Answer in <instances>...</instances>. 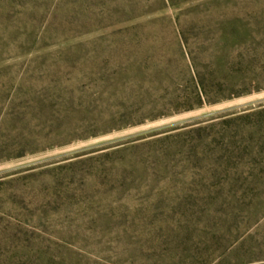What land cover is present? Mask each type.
I'll return each instance as SVG.
<instances>
[{
  "label": "rangeland",
  "instance_id": "374dc122",
  "mask_svg": "<svg viewBox=\"0 0 264 264\" xmlns=\"http://www.w3.org/2000/svg\"><path fill=\"white\" fill-rule=\"evenodd\" d=\"M29 2L0 0V111L11 101L18 72L32 65L37 52L19 25L21 4ZM170 4L168 14L182 21H219L236 36L244 24L264 31V0ZM167 133L180 134L169 151L174 157L156 168L149 165L139 176L97 180L96 169L86 168L89 176L86 170L70 176L52 170ZM4 156L0 264H149L150 256L125 251L152 247L168 230L210 231L214 225L232 229L233 235L227 234V249L201 251V258L212 264H264V88L45 151ZM211 214L217 224L209 223ZM226 214L237 221H226Z\"/></svg>",
  "mask_w": 264,
  "mask_h": 264
},
{
  "label": "trees",
  "instance_id": "16d2710c",
  "mask_svg": "<svg viewBox=\"0 0 264 264\" xmlns=\"http://www.w3.org/2000/svg\"><path fill=\"white\" fill-rule=\"evenodd\" d=\"M170 1L21 4L20 29L37 52L32 65L18 72L11 101L0 111V155L10 159L45 151L264 88L263 30L256 33L244 24L236 36L219 21H182L168 14ZM178 137L167 133L129 142L52 170L66 176L86 170L89 176L87 169H96L97 180L139 176L149 165L156 168L174 157L169 151ZM214 219L211 214L209 223L217 224ZM225 220L237 218L226 214ZM166 232L152 247L125 253L148 255L149 264H212L200 252L227 249V234L233 235L216 225L210 231ZM186 255L191 259L185 262Z\"/></svg>",
  "mask_w": 264,
  "mask_h": 264
}]
</instances>
